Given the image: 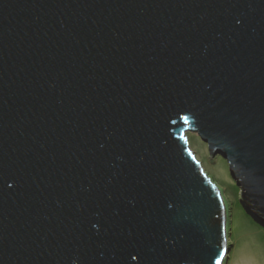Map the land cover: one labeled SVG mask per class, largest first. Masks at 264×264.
I'll return each instance as SVG.
<instances>
[{"label":"water","instance_id":"95a60500","mask_svg":"<svg viewBox=\"0 0 264 264\" xmlns=\"http://www.w3.org/2000/svg\"><path fill=\"white\" fill-rule=\"evenodd\" d=\"M187 131L264 225V0H0V264H225Z\"/></svg>","mask_w":264,"mask_h":264},{"label":"rangeland","instance_id":"374dc122","mask_svg":"<svg viewBox=\"0 0 264 264\" xmlns=\"http://www.w3.org/2000/svg\"><path fill=\"white\" fill-rule=\"evenodd\" d=\"M185 136L187 137L189 150L200 162L207 176L218 187L224 200L227 210V243L232 246L225 264H235L238 260L237 256L242 253L240 251L244 244L249 247L258 246L264 252V225L253 221L242 209L239 202L241 189L234 178L231 176L230 179H223L225 170L229 168L227 161L217 154L215 160L211 163L208 143L196 132L187 131Z\"/></svg>","mask_w":264,"mask_h":264},{"label":"bare ground","instance_id":"6f19581e","mask_svg":"<svg viewBox=\"0 0 264 264\" xmlns=\"http://www.w3.org/2000/svg\"><path fill=\"white\" fill-rule=\"evenodd\" d=\"M230 178H231L230 170L229 168H227L224 172L223 179L227 180ZM240 252L242 253L239 256H237L238 260H236L235 264H264V252L260 247L258 246L249 247L248 245L244 244Z\"/></svg>","mask_w":264,"mask_h":264},{"label":"snow or ice","instance_id":"6c2138e0","mask_svg":"<svg viewBox=\"0 0 264 264\" xmlns=\"http://www.w3.org/2000/svg\"><path fill=\"white\" fill-rule=\"evenodd\" d=\"M184 119L186 120V119H187V117H184ZM221 254H223V253H221ZM218 264H219V262H218Z\"/></svg>","mask_w":264,"mask_h":264},{"label":"trees","instance_id":"16d2710c","mask_svg":"<svg viewBox=\"0 0 264 264\" xmlns=\"http://www.w3.org/2000/svg\"><path fill=\"white\" fill-rule=\"evenodd\" d=\"M230 175H231V173H230Z\"/></svg>","mask_w":264,"mask_h":264}]
</instances>
